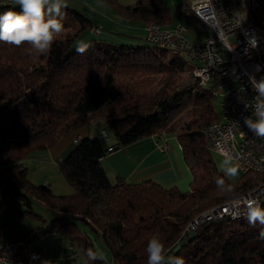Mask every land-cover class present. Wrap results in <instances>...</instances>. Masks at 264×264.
Here are the masks:
<instances>
[{"label":"trees","instance_id":"obj_1","mask_svg":"<svg viewBox=\"0 0 264 264\" xmlns=\"http://www.w3.org/2000/svg\"><path fill=\"white\" fill-rule=\"evenodd\" d=\"M103 1L130 20L165 29L173 26L160 0H137L128 7L117 0ZM11 7L0 4V13ZM14 10L20 12L18 6ZM63 12V30L46 54L34 55L28 44L0 42L1 195L18 197L31 214L34 201L41 203L54 213L44 233L65 235L71 248L83 255L88 248L95 251V241L101 240L111 264H146L148 241L157 233L173 249L170 255L182 257L184 264H264L260 238L264 226L250 225L247 217L214 220L195 233L187 231L200 215L264 184V176L256 173L231 183L217 168L205 133L220 120L213 89L194 82L197 67L180 52L147 41L116 44L99 39L87 14L70 6ZM190 64L193 80L182 89L180 76ZM156 75L166 78L160 89L153 90L150 77ZM186 112L191 119L176 130L171 128ZM95 121L103 122L117 147L174 133L192 174L191 191L153 180L132 183L117 177L112 182L102 163L108 149L99 137L79 139L58 162L72 195H57L50 186L29 181L23 161L31 153L49 150ZM218 177L232 185L231 192L217 188ZM186 236L190 238L184 241ZM87 262L109 264L102 258Z\"/></svg>","mask_w":264,"mask_h":264},{"label":"built area","instance_id":"obj_2","mask_svg":"<svg viewBox=\"0 0 264 264\" xmlns=\"http://www.w3.org/2000/svg\"><path fill=\"white\" fill-rule=\"evenodd\" d=\"M10 1L0 0V4ZM190 8L197 9L210 20L213 29L211 39H206L201 45L191 42L184 25H176L170 37H159L155 33V27L146 25V41L174 46L187 57L196 59L199 77L195 82L207 83L216 91L226 114V123L211 129L217 153L224 158L226 154L233 156L240 165L239 172L242 175L249 174L250 167L262 168L263 172L264 138L253 134L246 126L245 118L255 120L252 111L257 92L251 79L259 81L264 78V0H192ZM177 12L188 16V12H183L182 6L177 7ZM101 31L100 26L94 27V35H99ZM98 137L106 138L107 131H101ZM157 139V149L167 153L168 140H162L160 136ZM117 150L116 146L110 147L103 159ZM263 196L264 190L211 214L200 215V219L193 225V233L207 222L247 212L248 205L253 201L260 204ZM7 230L0 220V264H39L41 255L34 244L30 240H7ZM189 238L190 236H186L184 241Z\"/></svg>","mask_w":264,"mask_h":264},{"label":"crops","instance_id":"obj_3","mask_svg":"<svg viewBox=\"0 0 264 264\" xmlns=\"http://www.w3.org/2000/svg\"><path fill=\"white\" fill-rule=\"evenodd\" d=\"M162 1L170 6L172 0H161V2ZM184 1L180 6L186 5L190 8V3L187 1L184 3ZM118 2L120 5L128 7L135 5L137 1L118 0ZM66 3L67 6L83 11L95 22V26H100L102 28L100 33V35L103 36L102 40L108 42L118 40L120 43L121 41H128L132 44H136L137 42L139 43L138 39L140 38H137L138 36H135L134 34L142 28V25L144 27L146 24L130 20L117 8L107 6L103 0H66ZM7 4H12V0ZM187 17L192 19L193 16ZM193 18L194 19L192 20L194 22L191 23L188 21L186 26L187 34L189 35H187V38L189 37L195 43L196 40L205 41L208 34L206 29L203 27L204 24L202 23V25L195 17ZM101 20L107 21L110 28L106 29ZM130 30H133L132 34L129 33ZM104 33H107L109 36L104 35ZM98 124L99 121H95L91 127L84 128L75 133L73 136L60 140L54 147L44 151L45 153L42 154L44 158H41L44 160L40 161H44L43 165L46 164V156L50 157V159L56 163L63 160L74 150L76 147L75 143L79 139H84L86 137L94 138L100 135V132L103 131L104 128L99 129ZM171 136V134L166 133H163L160 136L162 140H168L169 151L167 153H162L157 149L156 142L159 136L147 137L128 147H118L116 152L107 156L102 161L103 167L110 180L116 182L117 177H121L125 179V181L132 183L153 180L164 187H177L182 192L191 191L193 181L192 174L183 159L180 144L177 140L171 142ZM109 139V135L107 138H104V140L108 141V144L105 145L107 149L118 146L114 139ZM27 169L29 171L28 167ZM62 184L64 192L61 195H72L73 189L67 184V182ZM6 239L10 240L8 237H6Z\"/></svg>","mask_w":264,"mask_h":264},{"label":"rangeland","instance_id":"obj_4","mask_svg":"<svg viewBox=\"0 0 264 264\" xmlns=\"http://www.w3.org/2000/svg\"><path fill=\"white\" fill-rule=\"evenodd\" d=\"M134 1L136 2L137 0H134ZM183 1L184 0H172L171 4L169 3L170 6L162 1V3H164L163 5L167 7V10L171 17L173 27L176 25L187 26L188 21L191 23L194 22L192 19H194L193 17L195 16L193 15L190 8H188L189 9L188 13L193 16L192 19H189L186 15H181L177 12V7L183 4ZM186 1L190 3L192 0H185L184 3ZM101 22L103 23V25H105L106 29L110 28V25L107 24V21L101 20ZM146 25L148 24L146 23ZM203 27L207 31V34H208L207 37H209L210 31L208 27L206 25H203ZM132 31L133 30H130L129 33L132 34ZM104 35H108V34L104 33ZM134 35L138 36L137 38H140L139 43L137 42L136 44H141V45L146 44L145 43L146 31L143 25H142V28L139 29L137 33ZM96 36L99 39L103 38V36H101L100 34ZM190 41L195 43L191 39ZM112 42L116 44L118 43L119 44H125V43L130 44L128 41L127 42L121 41L120 43V41L115 40ZM203 43H204L203 40L201 41L196 40V44L198 45H201ZM193 69L194 68L191 64L188 65V68H186L185 71L180 76L179 81H180V85L182 86L181 87L182 89L189 86L190 82L193 80L192 79ZM165 78L166 76H161V75L150 77L152 81L153 90L160 89L162 87V82H163L162 80H164ZM207 86L208 84L205 85V87ZM221 104H222L221 99L219 97H215L213 101V105H214V110L216 114L218 115L219 120L222 119ZM190 119H191V115L188 112H186L182 114L181 116H179L170 127L176 130L178 129L179 125L188 122ZM98 128L99 129L104 128V124L102 121H99ZM165 133L169 134L168 132H165ZM108 135L110 139H114L110 131H107V137ZM171 135L172 136H171L170 141L171 142L176 141L177 138L175 134L172 133ZM102 140H103L104 145L108 144V141L104 139ZM44 151L46 150L35 151L31 153L23 161V163L25 164V167L29 168L28 179L35 185L50 186L54 194L61 195L64 192L62 183H65L66 181L64 177L60 174L58 163L54 162L48 156H46L47 158L46 164L43 165L44 161H40V160H44V159H41L42 157L44 158V156L42 155L43 153H45ZM212 152H213L212 153L213 159L216 163L217 168L219 169L220 172L224 174L223 161L225 158L214 151ZM241 175L242 174L238 172L237 176L232 177V178H227V177L226 178L231 183H236ZM3 191H4V188L0 185V220L2 224L8 228V231L6 232V237L10 238V240H13V239L30 240L34 244V247L37 249V251L41 255V262L39 264H43V261H52L53 264H88L86 258L81 253V251H79L78 249L74 250L73 248H71L69 244V240L65 235L59 234L57 232L44 233L46 230H48V228L51 227V223L54 218L53 212L45 208L41 203L34 201V205H33L34 214L28 213L27 208L24 206V204L21 202V200L18 197H11L6 194L2 196L1 194L3 193ZM183 192H188V191H183ZM31 234H34V237H31L30 236ZM95 248L96 250H99L101 254V258L106 263L111 264L110 263L111 254L101 240L95 241Z\"/></svg>","mask_w":264,"mask_h":264},{"label":"clouds","instance_id":"obj_5","mask_svg":"<svg viewBox=\"0 0 264 264\" xmlns=\"http://www.w3.org/2000/svg\"><path fill=\"white\" fill-rule=\"evenodd\" d=\"M17 6L20 12L14 10ZM65 8H67L66 0H12V7L0 13V42L17 47L28 44L34 55L46 54L63 30ZM251 83L257 92L252 111L255 120L246 117L245 124L256 137L264 138V78L259 81L252 78ZM245 107L247 108L248 105ZM239 170L240 165L235 158L226 154L223 161L224 176L235 177ZM216 186L222 191H232V185L226 184L224 177L216 179ZM247 220L252 226L257 223L264 226V207L256 201L251 202L248 205ZM260 238L264 239V229L260 232ZM179 250V242H177L175 251ZM172 251V248L166 246L163 236L157 233L148 241L146 264H184L182 257L170 255ZM84 255L89 262L101 258L99 250L94 251L92 248H88ZM43 264H53V262L43 261Z\"/></svg>","mask_w":264,"mask_h":264},{"label":"bare ground","instance_id":"obj_6","mask_svg":"<svg viewBox=\"0 0 264 264\" xmlns=\"http://www.w3.org/2000/svg\"><path fill=\"white\" fill-rule=\"evenodd\" d=\"M182 9H183V12H188V11H189L188 7H186L185 5L182 6ZM190 10L192 11L193 15L195 16V18H196L197 20H199L200 22H202L204 25H206V26L208 27V29H209V31H210V35H209V37H207V39H211L212 36H213V29H212V27H211L210 20H209L208 18H206L205 16H202V15L197 11V9H195V8H190ZM188 16H192V15H190V14L188 13ZM148 26H150V27H155V33H156L157 36H159V37H170L171 35H173V28H172V29H163L162 27H160V26H158V25H153V24H149ZM175 27H176V26H175ZM175 27H174V28H175ZM92 33L94 34V29H92ZM150 44L153 45V46H155V47H157V48H161V49H165V50L178 51V52H180V53L183 55V57H184L188 62H190L191 64H194V65L197 67V61H196V59H194V58H190V57H187V56L185 55V53H184L182 50H180V49H176L174 46H171V45H159L158 43H150ZM198 77H199V67H197V71H196V75H195V77H194V80H196ZM194 82H195V81H194ZM201 84H202V85H206L207 83H202V82H201ZM207 87H209V86H207ZM213 95H214L215 97H219V98H220V96L216 93L215 90H213ZM221 106H222V119L220 120V122H218V123H216V124H214V125H211V126L207 129V131H206V133H205V135H206V140H207V142H208V144H209L211 150L214 151V152H216V153H217V144H216L215 139H214V138L212 137V135H211V129H216V128H218L219 126H221L222 124H225V123H226V114H225V112L223 111V103L221 104ZM250 173L261 174V175L264 176V171L262 172V168H258V167H250ZM263 190H264V184H263L260 188H258L257 190H255V191L249 193L248 195L243 196V197H241V198H238V199H236V200H234V201H231L230 203H228V204H226V205H224V206H222V207L212 209L211 211L205 213L204 215H206V214H211V213H213V211H215V210H219V209H221V208H224V207H226L227 205L236 204V203H238V202H240V201H242V200H246V199L252 197L255 193H257V192H261V191H263ZM263 201H264V196H263V199H260V205H261V207H262V203H263ZM245 217H247V212H238V213H235V214H233V215H227L225 218H229V219H232V220H238V219H242V218H245ZM225 218H224V219H225ZM198 219H200V218H198ZM198 219H197V220H198ZM197 220H195V221L190 225V227H188V229H187L188 232H190L191 230H193V225L195 224V222H196ZM31 235H32V234H31ZM31 235H30V236H31Z\"/></svg>","mask_w":264,"mask_h":264},{"label":"water","instance_id":"obj_7","mask_svg":"<svg viewBox=\"0 0 264 264\" xmlns=\"http://www.w3.org/2000/svg\"><path fill=\"white\" fill-rule=\"evenodd\" d=\"M196 236V234H193L192 237L194 238Z\"/></svg>","mask_w":264,"mask_h":264}]
</instances>
